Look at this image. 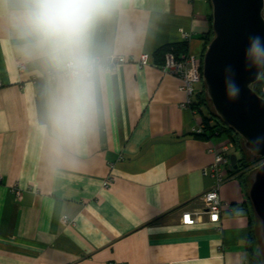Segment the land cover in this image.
Instances as JSON below:
<instances>
[{"label": "crops", "instance_id": "1", "mask_svg": "<svg viewBox=\"0 0 264 264\" xmlns=\"http://www.w3.org/2000/svg\"><path fill=\"white\" fill-rule=\"evenodd\" d=\"M212 9L211 0H117L97 23L93 55L148 52L151 62L97 69L92 128L60 154L43 128L51 67L22 54L0 22V264H253L251 252L262 264L250 172L222 184L220 221H182L205 206L211 141L230 138L195 132L203 84L188 105L182 80L162 65L171 47L203 54Z\"/></svg>", "mask_w": 264, "mask_h": 264}, {"label": "clouds", "instance_id": "2", "mask_svg": "<svg viewBox=\"0 0 264 264\" xmlns=\"http://www.w3.org/2000/svg\"><path fill=\"white\" fill-rule=\"evenodd\" d=\"M117 7V0H0V22L15 34L20 51L43 60L53 70V88L43 126L51 150L60 154L78 143L92 128L96 115L97 61L92 38L97 23ZM244 58L249 68L264 71V38H249ZM241 89L226 82V96L235 101ZM259 154L264 136L249 140Z\"/></svg>", "mask_w": 264, "mask_h": 264}, {"label": "water", "instance_id": "3", "mask_svg": "<svg viewBox=\"0 0 264 264\" xmlns=\"http://www.w3.org/2000/svg\"><path fill=\"white\" fill-rule=\"evenodd\" d=\"M214 35L202 54L205 92L215 113L243 138L249 150V140L264 136V95L253 85L264 71L249 68L244 58L249 38H264V0H211ZM232 78L241 92L238 99L229 101L226 82ZM239 167V156L231 153L230 169ZM248 195L256 217L260 220L258 233L264 246V163L250 174Z\"/></svg>", "mask_w": 264, "mask_h": 264}, {"label": "built area", "instance_id": "4", "mask_svg": "<svg viewBox=\"0 0 264 264\" xmlns=\"http://www.w3.org/2000/svg\"><path fill=\"white\" fill-rule=\"evenodd\" d=\"M191 37L189 32L184 33V38L188 40ZM97 69L106 71H116L119 67L127 62H137L140 67H143L151 62L150 54L143 52L136 58L135 56H126L116 53H111L106 57L96 56ZM202 55H197L192 52H177L173 47L165 54V61L162 65L164 72L172 73L182 80L181 88L187 91V104L193 103V96L197 92L198 84L204 85ZM47 76L55 77L54 70L51 68L47 71ZM205 88V85H204ZM206 96L208 103L211 101ZM204 123L198 122L195 127V132L201 133L204 131ZM234 146L232 140H228L222 144L211 141L209 151L214 154L213 161L203 169L204 174L210 175L213 179L211 186L204 192L205 206L198 210H185L182 214V221L186 224H194L198 221L202 213H207L212 222L221 220L224 201L221 197V186L229 178L237 175L230 170V148ZM262 163H264V156L256 159L247 168L248 172L252 173ZM17 195L20 197L22 191L20 188L16 189ZM68 221L67 217L63 218Z\"/></svg>", "mask_w": 264, "mask_h": 264}, {"label": "trees", "instance_id": "5", "mask_svg": "<svg viewBox=\"0 0 264 264\" xmlns=\"http://www.w3.org/2000/svg\"><path fill=\"white\" fill-rule=\"evenodd\" d=\"M211 21H212V19H211ZM213 35H214V32H213L212 23H211V27H210L209 31L204 34V39H205L206 45L210 42ZM181 47L182 48L186 47V45H183ZM262 85H263V80L261 77V79L258 82H256L253 85V87L255 88V90L258 93L264 95L263 90H262ZM200 94L201 95H200V101H199L198 106H200L199 110L203 114V119H204L203 123H204L205 127H204V131L201 133H198V134L202 135L208 139H211L217 135H226L230 138V140H233L236 150L242 151V153L245 154L246 157L242 156L239 159L241 164H242V167L240 169L233 170L232 172L237 174L238 176L243 175L244 169L245 168L247 169L251 165L252 162H254L256 159H258L260 157L253 156L250 153H248V151L243 146V138H241V136L237 132H235L230 126L225 124L221 120V118L215 113L213 106L210 103H208L206 96H203L204 94L206 95L204 85L202 86ZM202 105L205 106L206 111L204 110V108L203 109L201 108ZM39 109L42 110V102L40 100H39ZM249 159H252V161H249ZM249 182H251L250 179H249ZM256 232H257V230H256ZM258 237H259V235H258ZM257 256L258 255L256 253L251 252V259L253 260V264H256Z\"/></svg>", "mask_w": 264, "mask_h": 264}, {"label": "rangeland", "instance_id": "6", "mask_svg": "<svg viewBox=\"0 0 264 264\" xmlns=\"http://www.w3.org/2000/svg\"><path fill=\"white\" fill-rule=\"evenodd\" d=\"M262 80H263V85H262V90H263V93H264V73H263V76H262ZM233 144H234V141L232 140ZM249 161H252V159H249ZM260 251H261V254H262V264H264V246L260 245Z\"/></svg>", "mask_w": 264, "mask_h": 264}, {"label": "flooded vegetation", "instance_id": "7", "mask_svg": "<svg viewBox=\"0 0 264 264\" xmlns=\"http://www.w3.org/2000/svg\"><path fill=\"white\" fill-rule=\"evenodd\" d=\"M230 159H231V153H230ZM242 167V164H241V162H239V167L237 168V169H240ZM231 170V169H230ZM236 170V169H235ZM231 171H233V170H231ZM244 172L245 173H247L248 172V170L245 168L244 169Z\"/></svg>", "mask_w": 264, "mask_h": 264}]
</instances>
